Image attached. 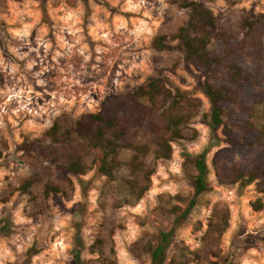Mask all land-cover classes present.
Returning <instances> with one entry per match:
<instances>
[{
  "label": "rangeland",
  "instance_id": "1",
  "mask_svg": "<svg viewBox=\"0 0 264 264\" xmlns=\"http://www.w3.org/2000/svg\"><path fill=\"white\" fill-rule=\"evenodd\" d=\"M186 1L212 10L251 76L248 93L263 97L264 0H0V264H264V103L253 112L258 153L234 147L223 127L210 149L205 78L177 38ZM153 78L201 101L170 158L155 146L163 110L132 98ZM228 78L224 67L211 74L217 86ZM113 97L127 100L131 146L116 141L104 176L75 124ZM219 151L231 160L217 169ZM205 152L209 190L179 222ZM77 160L85 174L61 180L57 164Z\"/></svg>",
  "mask_w": 264,
  "mask_h": 264
},
{
  "label": "trees",
  "instance_id": "2",
  "mask_svg": "<svg viewBox=\"0 0 264 264\" xmlns=\"http://www.w3.org/2000/svg\"><path fill=\"white\" fill-rule=\"evenodd\" d=\"M182 6L190 11V16L187 23L180 28L177 38L182 45L186 61L203 73L205 78L203 94L211 104L210 126L213 132L210 149L217 146V132L223 127V134L234 147L258 153L257 144L261 141V132L253 121V112L257 104L264 103V96L257 97L248 93L251 76L241 67V60L236 57L238 53L234 50L233 38L227 33L217 31L216 18L212 10L197 1H186ZM260 24L264 25V23ZM252 28L254 29V26ZM214 42H220L222 47L212 48ZM221 67L229 72V78L226 84L217 86L211 80V74ZM132 98L139 102L148 100L151 106L163 110L161 117L166 128L155 139V146L166 158H170L172 143L184 138L183 127L189 120V109L198 106L201 101L188 99L182 92L168 87L165 80L160 78L149 80L135 91ZM126 103L127 100L124 98H108L98 114H87L75 124V131L88 142L94 155L97 172L104 176L112 175L113 163L110 158L117 149L123 148L116 141H123L128 130L122 118ZM224 118L230 122L227 123ZM56 126L51 131L54 137ZM125 142L123 141L125 147L131 146ZM138 151L145 156L148 147L143 145L138 148ZM207 156L208 152H205L193 161L196 171L195 197L179 222L188 218L200 196L209 190ZM136 159L139 160V157ZM230 160L229 153L219 151L214 157L213 165L220 169ZM57 169L58 176L63 181L69 180V174H85L80 160L65 166L57 164ZM256 180L258 177L253 173L245 186L252 185ZM54 190L60 192V189L54 188ZM260 204L256 210L263 208V204ZM162 253L163 250H160L157 257L159 258Z\"/></svg>",
  "mask_w": 264,
  "mask_h": 264
}]
</instances>
